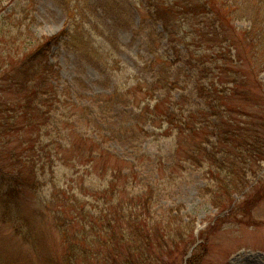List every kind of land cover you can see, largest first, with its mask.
I'll return each instance as SVG.
<instances>
[{
    "label": "trees",
    "instance_id": "16d2710c",
    "mask_svg": "<svg viewBox=\"0 0 264 264\" xmlns=\"http://www.w3.org/2000/svg\"><path fill=\"white\" fill-rule=\"evenodd\" d=\"M14 1L0 0V223L14 238L39 245L36 223L50 219L65 254L46 264H175L196 243L195 219L181 203L161 206L158 190L167 174L183 172L201 174L198 196L222 214L215 222L262 224L253 212L264 200V0H55L63 27L40 38L23 27ZM121 31L139 43L133 69L120 58ZM60 49L111 91L86 94L80 79L63 81L52 61ZM127 112L131 131L111 129ZM133 128L147 142L163 140L159 173L142 174ZM114 138L136 160L113 155L115 167H100ZM55 168L68 170L63 184ZM212 228L198 232L185 264H200ZM0 250V264H16Z\"/></svg>",
    "mask_w": 264,
    "mask_h": 264
},
{
    "label": "rangeland",
    "instance_id": "374dc122",
    "mask_svg": "<svg viewBox=\"0 0 264 264\" xmlns=\"http://www.w3.org/2000/svg\"><path fill=\"white\" fill-rule=\"evenodd\" d=\"M12 6H15L16 10L14 9V12L19 17L21 16L22 19L26 18L23 22V27L28 28L36 38L42 36L53 37L63 27L65 15L61 3L58 1L15 0ZM259 10L260 8L258 7L257 11ZM238 27L242 28L243 25L238 24ZM119 40L125 45L120 58L126 66L133 69L135 66V54L140 52L138 40L133 41L131 32L129 31H121L119 33ZM53 51L52 61L57 62L60 67L63 81L72 82L76 78L80 79L86 85V94L91 92L93 94L106 95L111 91V86L102 84L98 72L93 68L63 49ZM122 81H126V86L128 87L134 84L133 76L127 79L126 75L122 78ZM118 112L119 110L116 111L115 116ZM113 123L111 129L124 125L131 131V127L134 124V114L127 112L125 115L115 118ZM133 130L142 137L141 141L137 143L138 148L136 149L138 153L145 156L142 174L146 176L150 170L154 173L158 170L159 173L160 169H157L159 165L155 163L154 156L162 148L163 140L160 139L156 143H150L145 140L146 138L140 133L139 128H133ZM169 141L173 142L172 139H169ZM106 142L108 143L107 148L110 155L108 156V160L99 163L100 167L108 164L105 166L113 168L119 163L117 159L136 160V154L129 149V146L124 141L114 138ZM150 159H153V169L146 165ZM262 167H264V164ZM64 174H68V170L55 168V184L58 182L63 184ZM163 174H167V172L162 173V176L155 175L154 178L159 180L163 177ZM147 179L153 181V178L147 177ZM161 183L162 189L158 190L159 204L171 207L172 205L181 203L186 208L185 212L195 219L193 224V240L196 243L193 246L199 243L197 241L198 232H205L206 227L209 225L213 226L209 234L204 236L207 239L205 240L207 250L200 264H264V200L253 212V219L256 222L258 220L261 221L262 224L260 225L243 226L237 224L232 219L215 222L217 218H221L222 214L217 215L216 211L200 200L198 190L204 186L200 173L183 172L175 173L173 176L167 174ZM51 188V184L41 187V196H49ZM71 192H74L87 204H93L92 197H83L77 190ZM30 198L31 195H27L22 199L23 207L27 205V200H30ZM31 200L33 203H36L34 198ZM90 209L93 210V208ZM46 214L51 215L50 212H46ZM72 230L77 231V227L73 226ZM36 232L40 237L39 245L29 247L22 245L19 239L13 237L9 227L3 226L0 223V249L6 248L9 250L10 253L8 255L14 257L16 264H46L48 260L57 263L62 259L65 254V245L50 219L37 222ZM0 252L2 251L0 250ZM185 255L186 252L180 254L175 264L184 263L186 260Z\"/></svg>",
    "mask_w": 264,
    "mask_h": 264
}]
</instances>
